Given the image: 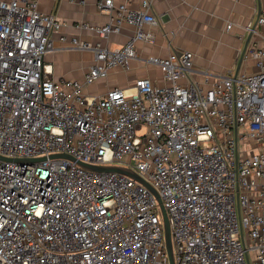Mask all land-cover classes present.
I'll return each mask as SVG.
<instances>
[{
    "label": "built area",
    "instance_id": "obj_1",
    "mask_svg": "<svg viewBox=\"0 0 264 264\" xmlns=\"http://www.w3.org/2000/svg\"><path fill=\"white\" fill-rule=\"evenodd\" d=\"M127 1L97 0L115 15L76 25L101 39L132 25L110 48L62 34L38 0H0V264H169L152 192L76 160L130 168L157 190L175 264H264V35L249 51L252 72L197 80L193 53L170 50L145 58L161 82L88 93L111 69L129 68L137 42L155 40L150 0ZM53 34L93 52L82 81L55 78L44 64ZM57 153L74 160L49 157Z\"/></svg>",
    "mask_w": 264,
    "mask_h": 264
},
{
    "label": "crops",
    "instance_id": "obj_2",
    "mask_svg": "<svg viewBox=\"0 0 264 264\" xmlns=\"http://www.w3.org/2000/svg\"><path fill=\"white\" fill-rule=\"evenodd\" d=\"M97 0H38L41 12L52 13L61 23L60 32L67 37L79 39L110 48L126 41L133 33V26L123 23L118 34L99 38L93 30L77 27V24L102 25L115 15L111 10H99ZM121 0H113L116 6ZM140 0H128V6L137 8ZM152 12L160 20L152 43L137 42L139 57L130 61L129 68H113L104 79L86 87L88 93L95 85H104L102 93L112 87H128L139 77H150L161 82V73L147 63L149 55L165 57L170 50H189L193 53L192 76L201 80L204 72L210 80L215 76L234 73L240 51L264 0H150ZM230 27L227 28V25ZM242 58L238 73L252 72L257 61L250 54L253 42L264 35V26L256 25ZM55 48L44 55V64L53 77H65L82 81L83 75L93 61L91 50L63 46L57 34L52 35Z\"/></svg>",
    "mask_w": 264,
    "mask_h": 264
},
{
    "label": "water",
    "instance_id": "obj_3",
    "mask_svg": "<svg viewBox=\"0 0 264 264\" xmlns=\"http://www.w3.org/2000/svg\"><path fill=\"white\" fill-rule=\"evenodd\" d=\"M258 14H257V18H258ZM257 18L255 19V21L251 25V30L247 34L246 39H245L244 44H243V47H242V49L240 51L238 62L236 64L235 71H234V74H233L234 77L239 72V68H240V65H241L242 58H243V56L245 54L247 45H248V43L250 41V38L252 36V31L256 27ZM49 157L50 158L61 157V158L74 160V158L72 156H70L68 154H65V153L51 154ZM42 159H44V157L18 159V160L19 161L32 162V161H38V160H42ZM76 163L78 165L86 168V169H89V170H94V171H115V172H118V173H123V174L135 179L139 183L143 184L144 186H146L152 192V194L155 196V198L157 200V203H158V206H159V209H160V213H161V220H162V226H163V232H164V241H165V247H166V252H167V255H168L169 264H175L174 255H173L172 241H171L169 220H168V216H167L166 210H165V208H164V206L162 204L161 198H160L157 190L151 184H149L146 180H144L139 174H137L135 171H133L130 168H125V167L115 166V165H95V164L85 163V162L78 161V160H76Z\"/></svg>",
    "mask_w": 264,
    "mask_h": 264
},
{
    "label": "rangeland",
    "instance_id": "obj_4",
    "mask_svg": "<svg viewBox=\"0 0 264 264\" xmlns=\"http://www.w3.org/2000/svg\"><path fill=\"white\" fill-rule=\"evenodd\" d=\"M53 76V75H52ZM96 87H95V89H93L94 91H96V92H98V93H96V94H101L102 93V91H103V87H104V85H95Z\"/></svg>",
    "mask_w": 264,
    "mask_h": 264
}]
</instances>
